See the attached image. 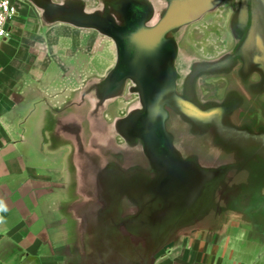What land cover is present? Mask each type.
Segmentation results:
<instances>
[{
    "label": "flooded vegetation",
    "instance_id": "1",
    "mask_svg": "<svg viewBox=\"0 0 264 264\" xmlns=\"http://www.w3.org/2000/svg\"><path fill=\"white\" fill-rule=\"evenodd\" d=\"M178 1L94 6L92 13L111 16L120 29L110 36L96 32L112 43L113 65L79 98L57 95V165L66 155L72 197L96 196L92 206L107 207L111 229L131 223L133 207L140 216L149 184L186 175V166L198 169L192 177L200 182L215 158L210 179L222 188L243 173L264 180L254 168L264 164V126L257 125L264 118V0H219L195 21L138 40L149 41L155 55L156 62L143 63L148 56L134 38L159 27ZM197 34L202 40L191 43ZM148 96L158 101L151 111ZM195 193L191 199L200 202Z\"/></svg>",
    "mask_w": 264,
    "mask_h": 264
},
{
    "label": "crops",
    "instance_id": "2",
    "mask_svg": "<svg viewBox=\"0 0 264 264\" xmlns=\"http://www.w3.org/2000/svg\"><path fill=\"white\" fill-rule=\"evenodd\" d=\"M12 1L17 14L0 44V264H86L87 233L109 210L84 191L74 199L66 165H57V60L75 54L76 33L97 31L57 21L53 8L92 13L122 0ZM232 210L180 232L153 264H264V241Z\"/></svg>",
    "mask_w": 264,
    "mask_h": 264
},
{
    "label": "water",
    "instance_id": "3",
    "mask_svg": "<svg viewBox=\"0 0 264 264\" xmlns=\"http://www.w3.org/2000/svg\"><path fill=\"white\" fill-rule=\"evenodd\" d=\"M217 1L219 0H179L164 16L159 27L141 30L133 43L137 48H142L143 57L148 56L143 63L147 65L153 63L152 58L155 55L150 51L149 41L142 46L137 43L138 40L158 39L160 35L155 33H166L178 25L195 21ZM53 10L57 14V21L78 28L92 29L108 36L120 33V29L113 26L109 15L83 13L63 6H57ZM146 101L150 107L149 111L153 110L158 102L151 100L150 96L146 97ZM194 172H198V169L186 166V175L173 171L172 174L177 175H173L172 181L162 180L149 184L142 191L140 216L136 214L134 207L131 208L132 211L129 213L132 217L131 223L126 224L125 221L126 225L120 229L105 226V223L109 222V215L94 217L93 226L87 233L91 238L84 246L87 253L86 264H153L156 256L166 251L168 245L180 232L188 228L198 229L211 225L221 213L220 194L226 184L223 183V188L217 187L219 183L214 182L215 179H210L214 175V169L200 173L205 178L194 183L192 177ZM128 181L130 179L127 177V191L133 194L134 189H129ZM212 182L214 183L211 184ZM187 185L190 186L188 189L191 194L185 197L184 191L188 190ZM197 190L201 197L200 202L199 199H191L192 195L196 197ZM132 198L134 199L133 196ZM126 218H129L128 214Z\"/></svg>",
    "mask_w": 264,
    "mask_h": 264
},
{
    "label": "rangeland",
    "instance_id": "4",
    "mask_svg": "<svg viewBox=\"0 0 264 264\" xmlns=\"http://www.w3.org/2000/svg\"><path fill=\"white\" fill-rule=\"evenodd\" d=\"M75 35V40H73L75 45L72 47V52L75 54L73 56L62 55L61 63L57 60V91L62 95L61 101L79 98V95L87 90L91 80L104 76L114 62V48L107 38L92 31H83ZM189 40L191 43L202 40V34H197V37L194 36ZM65 62L68 66L67 69L64 67ZM257 122V125L264 126L262 124L264 118L260 117ZM110 144H113V141L110 140ZM65 159L67 160L66 155L62 156L63 163ZM259 163L254 168L261 171L259 174L264 175V164ZM217 164V161L213 158L210 163L206 164L205 168H207V171H211ZM64 173L62 172V174ZM247 175L248 173H243L241 174L242 177L238 175L228 178L232 182H228L220 194V211L221 213L228 209L233 211L232 208L235 206L239 213L244 216L241 217L240 215V217H237L238 220L245 219L247 225L249 224L247 230L250 232L249 234L253 235L258 241H264V211H262L264 209V198H262L264 197V180L251 178ZM231 193H234L232 196L236 199L229 201L227 198ZM257 196L261 198H256ZM231 215L235 214L231 212L229 216Z\"/></svg>",
    "mask_w": 264,
    "mask_h": 264
},
{
    "label": "built area",
    "instance_id": "5",
    "mask_svg": "<svg viewBox=\"0 0 264 264\" xmlns=\"http://www.w3.org/2000/svg\"><path fill=\"white\" fill-rule=\"evenodd\" d=\"M16 14L12 0H0V44L10 37V22Z\"/></svg>",
    "mask_w": 264,
    "mask_h": 264
},
{
    "label": "clouds",
    "instance_id": "6",
    "mask_svg": "<svg viewBox=\"0 0 264 264\" xmlns=\"http://www.w3.org/2000/svg\"><path fill=\"white\" fill-rule=\"evenodd\" d=\"M6 210V205L2 200H0V211H5Z\"/></svg>",
    "mask_w": 264,
    "mask_h": 264
}]
</instances>
